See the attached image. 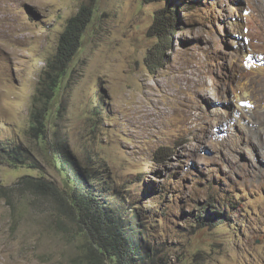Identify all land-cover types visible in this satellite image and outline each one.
Returning <instances> with one entry per match:
<instances>
[{
	"label": "rangeland",
	"instance_id": "rangeland-1",
	"mask_svg": "<svg viewBox=\"0 0 264 264\" xmlns=\"http://www.w3.org/2000/svg\"><path fill=\"white\" fill-rule=\"evenodd\" d=\"M169 1L176 32L160 56L153 26ZM82 5L94 15L62 65L58 40ZM248 12L246 0H0V264L84 263L80 229L19 183L61 187L29 124L60 69L54 128L100 170L101 195L120 190L129 215L137 210L157 249L151 264H264V32L255 42ZM12 146L28 160L9 162ZM209 200L228 221L184 214Z\"/></svg>",
	"mask_w": 264,
	"mask_h": 264
},
{
	"label": "trees",
	"instance_id": "trees-1",
	"mask_svg": "<svg viewBox=\"0 0 264 264\" xmlns=\"http://www.w3.org/2000/svg\"><path fill=\"white\" fill-rule=\"evenodd\" d=\"M172 3L169 1L166 9L170 16L157 17L153 26L159 36L154 51L160 56L165 47L170 45L171 36L176 32L174 13L177 11L172 8ZM184 7L190 8L188 4ZM93 15L91 7L82 5L68 20L57 44L56 58L60 64L66 65L81 50L83 37ZM146 60L151 68L157 63L150 56ZM68 71L60 69L50 80L47 79V99H39L43 104L30 110L29 120L30 126L35 128L38 143L60 174L61 187L43 177L33 176H25L19 183H24L29 192L35 195L53 198L58 205L60 217L64 220L68 217L71 225L80 229L84 241L81 244L84 252L83 264H151L157 256V249L145 240L143 233L146 232L139 223L137 210L129 215L126 208L128 198L120 190L109 189L112 193L109 197L101 195L98 189L102 176H99L100 170L96 166L93 168L91 164H83L54 128L62 112L60 95L65 85L64 74ZM38 97L42 96L36 94L33 101ZM4 155L11 163L19 164L28 160L16 146L9 148ZM30 165L33 166V162ZM222 208L223 205L216 200H209L196 207V210L184 214L195 217L203 225L213 227L229 219L227 211ZM204 213L210 215V221L207 223L205 220L208 216H204Z\"/></svg>",
	"mask_w": 264,
	"mask_h": 264
},
{
	"label": "bare ground",
	"instance_id": "bare-ground-1",
	"mask_svg": "<svg viewBox=\"0 0 264 264\" xmlns=\"http://www.w3.org/2000/svg\"><path fill=\"white\" fill-rule=\"evenodd\" d=\"M246 2H247L248 10H249L248 15L250 17V19L248 21L250 23V28H251L250 35L255 40V42H258V41H260L261 34L264 32L263 31L264 29L259 25L257 26V28L259 29V36H258V33H252V32L254 30L255 22L258 18V15H259L257 13V11H259V6L264 7V0H246ZM257 70L261 71L262 69L257 67ZM242 90H243V92L244 91L247 92L243 88H242Z\"/></svg>",
	"mask_w": 264,
	"mask_h": 264
},
{
	"label": "clouds",
	"instance_id": "clouds-1",
	"mask_svg": "<svg viewBox=\"0 0 264 264\" xmlns=\"http://www.w3.org/2000/svg\"><path fill=\"white\" fill-rule=\"evenodd\" d=\"M197 207H199V206L197 205ZM183 212H186V211H183ZM204 216H208V218L210 219V215H207V214L204 213ZM228 216H229V215H228ZM229 217H230V216H229ZM228 220H229V219H228ZM228 220H227V221H228ZM196 221H197V219H196ZM209 221H210V220H209ZM209 221H207V222H209ZM199 222H200V221H199ZM207 222H206V223H207ZM224 222H225V221H224ZM200 223H201V222H200ZM221 224H222V223H221ZM202 225H203V224H202ZM206 226H207V225H206Z\"/></svg>",
	"mask_w": 264,
	"mask_h": 264
}]
</instances>
